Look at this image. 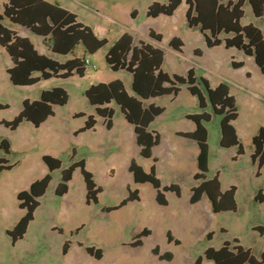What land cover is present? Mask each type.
<instances>
[{"label": "rangeland", "instance_id": "rangeland-1", "mask_svg": "<svg viewBox=\"0 0 264 264\" xmlns=\"http://www.w3.org/2000/svg\"><path fill=\"white\" fill-rule=\"evenodd\" d=\"M48 1L74 13L78 21L89 26L97 36L106 38L107 43L93 54L86 53L79 43L72 53L60 55L52 53L40 36L27 32L36 49L48 57L59 62L73 56L84 58L85 72L82 77L76 74L67 78L52 77L21 86L13 85L9 80L6 68L11 63L7 52L1 49L0 121L12 120L21 110L23 100H37L45 89L63 88L68 101L63 106H53L54 114L38 127L23 121L15 130H10L0 123V140L5 138L11 145L8 154L0 148V157L13 165L10 170L0 173V264H195L199 257L203 264H214L212 261L207 263L205 249H218L224 241L232 243L234 238L250 246L255 257L260 258L258 251L264 249V232L260 235L255 227L264 228V202L255 201L254 195L258 190L264 193V168L256 175V167L250 159L252 143L249 135L254 127L264 126V98L232 87L239 101L236 104L240 112L237 124L247 129V135L241 136L245 149L243 157L236 156V147L219 145L221 116L213 113L209 103L200 108L197 97L185 84L180 85L176 96L142 100L143 107L153 104L164 109L149 126L159 134V144L151 149L149 158H144L139 154L133 126L126 121L119 106L114 101L109 103L113 115L108 128L105 119L96 113L84 95V90L91 84L114 79L122 81L127 92L134 94L132 75L126 70H112L105 61L108 48L124 32L131 34L134 45L143 41L162 49L161 69L169 75L186 76L191 69L204 96L201 77L211 87L219 82L230 85V80L244 82L250 88L264 84V74L257 71L254 59L235 47L226 48L223 44L208 47L200 30L187 25L184 1L172 15L157 17L146 16L148 6L155 1L166 3L167 0ZM243 12L242 23H252L264 34V17H254L247 3ZM4 25L13 26L6 20ZM149 30L161 35L160 42L148 37ZM172 37L182 42L180 51L169 46ZM231 61H244V64L234 68ZM249 71L253 76L248 80ZM259 92L264 96V89ZM202 111L211 114L209 121L202 122L208 132L206 179L218 172L222 190L231 185L236 187V211L213 212L206 196L196 203L190 202V189L196 184L194 174L198 171V148L179 132L194 128L195 124L187 114ZM89 115L95 119L94 128L75 133ZM44 154L57 157L61 167L50 173L51 180L45 193L38 198L39 206L33 220L23 237L13 244L7 230L24 214L14 191L28 189L30 182L48 172L42 161ZM132 159L145 171L154 165L165 204L156 201V189L150 183L134 182L128 169ZM79 160L84 162L85 169L92 173L93 180L101 188L97 203H86V188L79 168L73 172L67 193L63 196L55 194L61 169ZM170 184L179 187V195L162 189ZM135 189L139 196L137 200L117 209H106L118 205L129 190ZM144 228L150 234L139 238L141 245H131ZM167 233L171 241H168ZM208 233H211L210 239ZM65 241H69V248L63 254ZM86 247L98 250L101 257L89 254ZM154 248L158 254L153 252ZM165 254L170 255L171 260L159 259L158 255Z\"/></svg>", "mask_w": 264, "mask_h": 264}, {"label": "trees", "instance_id": "trees-1", "mask_svg": "<svg viewBox=\"0 0 264 264\" xmlns=\"http://www.w3.org/2000/svg\"><path fill=\"white\" fill-rule=\"evenodd\" d=\"M185 2L187 9L185 12L186 23L189 27H198L205 38L208 47L223 44L224 47H235L242 50L246 55L253 56L259 70L264 73V36L259 28L252 24L241 25L240 19L243 16L244 0L232 2L227 0H167L166 3L152 2L147 10V17H157L159 15H172L177 7ZM251 6L255 17L264 16V0H247ZM134 15V11L131 12ZM6 18L9 22L27 28L31 33L40 36L51 52L67 55L72 53L75 46L81 43L88 54L95 53L107 43V39L98 37L93 30L77 20V16L69 10L46 0H0V46L9 55L12 66L7 69L9 80L13 85H32L40 79L52 77L67 78L74 74L82 77L85 72V59L73 56L65 62H59L51 57L37 52L31 41L27 37L18 35L14 30L2 23ZM222 33L231 34L220 38ZM149 37L160 42L161 35L149 30ZM169 46L180 51L182 42L173 37L169 41ZM164 59V51L150 43L139 41V45L133 44L131 34L123 33L108 48L105 54V61L114 70H126L132 75L131 88L133 95L129 94L119 79H114L107 83L99 82L91 84L84 90V95L90 105L95 107L96 113L103 117L109 128L113 110L108 106L114 101L123 113L126 121L133 126L135 141L139 146V154L144 158H149L151 149L159 144V134L149 128L151 122L163 113V107L153 104L143 107L142 100L158 97L162 95L176 96L180 90V85L185 84L188 91L197 97L200 108H205L207 103L212 107L213 113L221 116L220 139L221 147H236V155L243 153V145L239 141L232 121L236 119L238 111L234 97L229 93L226 83L220 82L215 87H211L205 78H200L206 96L196 84V77L191 69L186 76L177 74L169 75L161 69ZM234 68L240 67V62L231 61ZM36 74V75H35ZM68 101L67 92L61 87H52L41 91L40 98L29 101L23 100L19 113L10 121H0L1 124L10 130H15L23 121L31 122L38 127L48 117L54 114L53 106H63ZM196 127L192 132L182 133L183 137L194 140L199 152L197 154L198 171L194 174V180H201L190 189V202H197L203 194L207 195L212 204L214 212L235 211L234 200L235 186H230L224 192L220 190L218 174L210 179L206 178L208 171V144L207 130L202 124L209 121L211 114L202 111L196 114H187ZM95 119L89 115L84 125L76 131L82 132L93 129ZM253 152L250 156L252 163L256 164V175L260 169L264 168V126H260L256 134L252 137ZM0 148L4 153L10 152V143L7 139L0 140ZM42 161L48 168V172L33 181L28 189L17 193L19 208L24 210V214L7 230L14 244L25 234L29 223L34 218V212L39 206L38 198L41 197L51 180V172L61 167V161L54 156L44 154ZM155 161V159H154ZM13 167L4 157H0V173L10 170ZM76 168L80 169L86 188V203L98 202L97 195L101 188L96 185L91 172L85 169L82 160L76 161L61 169L60 179L55 188L57 196H63L68 190V183L72 179ZM129 171L136 183H150L156 189V201L165 204L160 192V182L156 177L155 167L152 164L149 171H145L133 159L130 160ZM164 191H173L179 195V187L176 184L165 185ZM139 198L138 191L129 190L128 195L113 207L106 208L108 211L120 208L129 201ZM255 201L264 202V196L258 190L254 196ZM80 228V227H79ZM77 228L76 230H78ZM149 230L144 228L137 235L131 245H141L142 236H148ZM168 241H171L169 233ZM208 239L211 233L207 234ZM236 241V240H234ZM175 243H179L175 240ZM69 248V241H65L62 253L65 254ZM86 251L96 258L101 257V253L93 251L91 247H86ZM153 252L158 254L157 249ZM206 259L212 260L215 264H261L264 262V252L257 260L248 249L241 246H233L224 241L218 249L207 247L204 251ZM161 259H170V255H159ZM199 257L196 264H199Z\"/></svg>", "mask_w": 264, "mask_h": 264}, {"label": "crops", "instance_id": "crops-1", "mask_svg": "<svg viewBox=\"0 0 264 264\" xmlns=\"http://www.w3.org/2000/svg\"><path fill=\"white\" fill-rule=\"evenodd\" d=\"M1 1H4V0H1ZM46 1H48V0H46ZM227 0H224V2H226ZM230 1H232V2H235V1H237V0H230ZM49 2H51V1H49ZM245 3H247L249 6H250V4H249V2L247 1V0H244V4H243V6L245 5ZM187 6V5H186ZM186 9H187V7H186ZM250 9H251V6H250ZM186 12V11H185ZM251 12H252V10H251ZM244 13V12H243ZM252 15H253V13H252ZM254 16V15H253ZM243 17V16H242ZM255 17V16H254ZM264 17V16H263ZM256 18H261V17H256ZM8 21L9 22V20L8 19H6V18H4L3 20H2V23L4 24V21ZM10 24H12L13 26L12 27H8V28H10V29H12V30H14L18 35H20V36H23V37H27L28 38V36H27V32H30L27 28H25V27H23V26H20V25H17V24H13V23H11V22H9ZM240 23H241V25H247V24H244V23H242V18L240 19ZM252 24V23H251ZM252 25H254V24H252ZM6 26V25H5ZM255 26V25H254ZM194 28H198V27H194ZM199 29V28H198ZM261 31V30H260ZM201 32V31H200ZM262 32V31H261ZM125 33V32H124ZM202 34V33H201ZM262 34H263V32H262ZM122 35V34H121ZM203 35V34H202ZM221 35H223V36H221ZM220 35V38H224V37H226V36H231V34H225V33H222ZM263 36H264V34H263ZM99 37V36H98ZM148 37H149V35H148ZM150 38V37H149ZM173 38V37H172ZM171 38V39H172ZM29 39V38H28ZM150 39H152V38H150ZM30 40V39H29ZM153 40V39H152ZM31 41V40H30ZM31 43H32V41H31ZM33 44V43H32ZM152 45V44H151ZM33 46L35 47V45L33 44ZM230 48H232V47H230ZM1 49H4L2 46H0V53H3V52H1V51H3V50H1ZM35 49H36V47H35ZM49 49V48H48ZM5 50V49H4ZM37 50V49H36ZM50 50V49H49ZM37 52L38 53H40V54H43V53H41V52H39L38 50H37ZM53 53V52H52ZM54 54H56V53H54ZM248 57H252L253 58V56H250V55H247ZM8 57H9V55H8ZM70 59V58H69ZM254 59V58H253ZM56 60V59H55ZM68 60V59H67ZM9 61H10V65L6 68V72H7V69L9 68V67H11L12 66V62H11V59H10V57H9ZM236 62V61H235ZM242 65L244 64V61H239ZM255 62V61H254ZM241 65V66H242ZM240 66V67H241ZM258 67V66H257ZM237 68H239V67H237ZM257 71H259L260 73H262L260 70H259V68H257ZM262 74H264V73H262ZM254 75L255 76H257V72H254ZM252 76H253V73L252 72H248L247 73V78L246 79H251L252 78ZM247 80V81H248ZM230 82V85H228V87H229V93L234 97V99H235V103L237 104L239 101H238V96L235 94V92L233 91V86H235V87H237L238 89H242L243 91H245V92H247V93H249L251 96H255V97H261V98H264V96H263V94L261 93V92H259L260 91V89H264V84H260L259 86H254V87H252V88H250L249 87V85L248 84H246V83H244V82H237V81H234V80H230L229 81ZM220 83V82H219ZM218 83V84H219ZM217 84V85H218ZM232 85V86H231ZM125 87V86H124ZM125 90L127 91V89H126V87H125ZM30 101V100H29ZM196 114V113H195ZM239 117H240V112H238V114H237V117H236V119H234L233 121H232V125H233V127L235 128V131H236V135H237V137H238V139H239V141L242 143V145H243V141H242V138H241V136H245V135H247V129L246 128H241L238 124H237V121L239 120ZM48 119V118H47ZM46 119V120H47ZM195 124V123H194ZM41 125V124H40ZM260 126H263V124L262 125H258L257 127H254L253 128V130L252 131H250V135H249V138H250V140H251V143H252V137L256 134V132L258 131V129H259V127ZM195 127H196V125H194V128H191V129H189V130H187V131H180L179 132V134L181 135L182 133H186V132H192L194 129H195ZM206 128V127H205ZM252 128V127H251ZM153 130V129H152ZM207 130V129H206ZM83 132V131H82ZM76 133V132H75ZM182 136V135H181ZM183 137V136H182ZM207 137H208V132H207ZM186 138V137H185ZM188 139V138H187ZM189 140H191L196 146H197V148H198V145H197V143L194 141V140H192V139H189ZM251 146H252V151L250 152V156H251V154H252V152H253V145L251 144ZM233 147V146H232ZM10 148H11V145H10ZM224 148H227V147H224ZM198 152H199V149H198V151H197V154H198ZM244 153H245V149H244V146H243V153L242 154H240V155H236V156H241V157H243L244 156ZM197 157V156H196ZM209 157V156H208ZM237 158V157H236ZM209 159V158H208ZM251 159V158H250ZM251 163H252V161H251ZM252 165L253 166H255L256 167V164L255 163H252ZM256 170H257V168H256ZM216 174H218V172L216 173ZM259 174H260V172H259ZM206 179V178H205ZM218 180H219V175H218ZM196 181V184L195 185H197L198 183H200L201 182V180H195ZM219 182H220V180H219ZM32 182H30V184H31ZM30 186V185H29ZM232 186V185H231ZM234 186V185H233ZM230 187V186H229ZM68 189H69V186H68ZM228 189V188H227ZM226 189V190H227ZM21 190H25V189H15V194H17L19 191H21ZM220 190H221V192H224L225 190H222L221 189V182H220ZM68 191V190H67ZM261 191V190H260ZM235 192H236V190H235ZM67 193V192H66ZM65 193V194H66ZM261 193H262V195L264 196V193L261 191ZM204 196H206L207 197V195H205V194H203L202 196H201V198L198 200V201H200ZM255 196V195H254ZM234 197H235V193H234ZM207 199L209 200V198L207 197ZM235 200V199H234ZM197 201V202H198ZM209 202H210V204H211V201L209 200ZM196 203V202H195ZM236 203V202H235ZM237 208V207H236ZM211 209H212V204H211ZM212 211H213V209H212ZM236 211V210H235ZM214 212V211H213ZM219 212H221V211H219ZM20 219V218H19ZM18 219V220H19ZM17 220V221H18ZM255 228H257V230H258V233L261 235V234H263V232H264V228L262 227V226H256ZM234 240H236V241H234ZM234 240H233V242L231 243V242H229L228 240H226V241H228L229 243H230V248H233V246H241L242 248H244V249H248L249 251H250V253L255 257V255L252 253V251H251V247L250 246H245V245H243V244H241V242L239 241V240H237L236 238H234ZM264 252V249H260L259 251H258V254H259V256H261V254ZM158 257H159V255H158ZM256 258V257H255ZM159 259L160 260H171V257H170V259H161L160 257H159ZM257 260H259L260 258H256ZM209 261H212V260H209V259H207V263H210ZM213 262V261H212ZM214 263V262H213ZM196 264V263H195ZM199 264H203V261H201ZM215 264V263H214ZM261 264H264V262L263 263H261Z\"/></svg>", "mask_w": 264, "mask_h": 264}, {"label": "built area", "instance_id": "built-area-1", "mask_svg": "<svg viewBox=\"0 0 264 264\" xmlns=\"http://www.w3.org/2000/svg\"><path fill=\"white\" fill-rule=\"evenodd\" d=\"M86 62H88V60H86Z\"/></svg>", "mask_w": 264, "mask_h": 264}]
</instances>
